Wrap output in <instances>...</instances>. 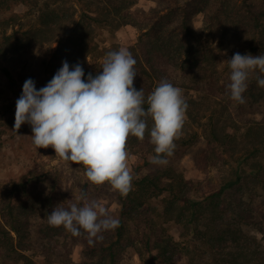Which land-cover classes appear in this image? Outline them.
Instances as JSON below:
<instances>
[{"label":"trees","instance_id":"16d2710c","mask_svg":"<svg viewBox=\"0 0 264 264\" xmlns=\"http://www.w3.org/2000/svg\"><path fill=\"white\" fill-rule=\"evenodd\" d=\"M70 1L80 7L78 17L73 5L53 8L47 3L40 12L38 26L19 31L21 34L15 32L18 43L14 46L0 47V72L13 83L15 91L20 93L24 84L15 80L11 66L17 55L24 53L21 47L58 42L53 58L44 61L50 78L67 61L70 70L77 63L83 67L86 81L89 73L95 76L102 72L107 52L119 50L115 44L102 47L96 39V28L116 30L133 25L141 32L137 43L129 49L137 60L134 87L142 88L147 97L159 82L167 80L182 89L188 104L187 120L166 165L150 163L155 146L148 131L142 141L128 137L126 150L144 160L142 167L154 170L146 175L132 173V190L117 199L121 207L120 226L113 230L109 240L99 239L90 246L88 234L81 232L79 237L86 244L82 264H121L128 247V224L143 217L152 202L160 198L163 210L158 215L166 222L186 227L190 233L197 230V222L208 217L215 220L214 235L219 240L236 231L226 216L236 223L244 220L245 226L255 223L263 215L264 206V88L257 84L259 73H253L243 93L246 102L238 104L231 100L227 60L237 52L264 55V0H148L155 3L149 10L137 7L140 0ZM198 16L203 17L201 30L194 25ZM17 18L13 15L0 23L15 24ZM8 53L12 56L9 59ZM153 123L149 118V129ZM194 128L201 129L202 134ZM2 135L0 132V153L6 143ZM200 136L208 144L198 165L202 169L220 164L229 168L228 174L220 178L219 188L205 196H200L201 182L188 180L179 167L181 159L200 142ZM47 181L40 176H28L1 193L0 264H39L32 253L38 246L33 238V220H47L53 210L49 204L57 200L52 193H45ZM42 200L50 206L45 213L37 208ZM260 230L264 235L263 226ZM151 239L145 242L150 263H173L175 255L171 248L178 244L165 239L164 234L154 242ZM43 247L42 253L51 258L48 245ZM204 249L213 258V264L225 261L211 245Z\"/></svg>","mask_w":264,"mask_h":264},{"label":"rangeland","instance_id":"374dc122","mask_svg":"<svg viewBox=\"0 0 264 264\" xmlns=\"http://www.w3.org/2000/svg\"><path fill=\"white\" fill-rule=\"evenodd\" d=\"M47 3L53 8H66L68 5H73L77 9V17L82 12L76 2L70 1L69 3V0H0V21L13 15L18 16L15 24L11 21L0 23V47L14 46L18 43L17 35L14 36L15 32L38 26L40 12ZM153 6H155L154 2L140 0L137 7L149 10ZM194 25L197 30H201L203 17L198 16ZM20 32L17 34H21ZM140 34L141 32L133 25L116 30L107 27L96 28V39L102 47L115 44L118 48L125 47L129 50L137 43ZM58 47V42L33 44L27 49L21 47L24 53L17 55L15 61L11 62L15 80L22 83L30 78L39 88L46 86L52 78L45 68L44 61L49 62ZM7 57L11 58V53H8ZM21 94L22 90L20 93L15 91L13 83L4 78L0 72V132L6 140L0 153V195L2 192L11 190L16 182L25 177L40 176L48 180L44 188L45 193H52L57 199L49 204L53 210L57 207L68 208L84 192L89 200H96L111 217L119 220L121 207L117 201L120 195L118 191L108 183L94 185L89 182L82 164L62 160L56 156L51 146L37 149L32 141V129L29 124H23L18 130L14 129L16 101ZM186 120L185 115V122ZM194 131L202 134L201 129L194 128ZM207 144V139L200 136V142L192 147L179 162V167L188 180L201 182L198 185L200 196L217 190L220 178L227 175L229 170L228 166L221 164L208 169H202L198 165L202 153L207 149ZM127 152L131 174L138 171L139 175H146L154 170V167H142L144 160L133 151ZM49 205L42 200L37 208L45 213L50 208ZM162 210V198L154 200L143 217L134 219L128 224L129 230L126 235L128 247L121 264H151L145 242L148 238H152L154 242L160 234H164L165 239H172L178 244L171 248L175 257L173 263L170 264H213V258L204 249L207 244L215 248L221 259L225 260L222 264L228 263L227 261L229 264H264V235L260 230L261 226L264 227V206L263 215L260 214L255 219L256 222L248 226L244 225V220L240 219V222L236 223L230 216H226L227 220L232 221L236 231L226 235L223 240H219L214 235L215 220L208 219L209 217L197 222V230L195 233H190V230L182 225L166 222L158 215ZM33 225V238L38 246L32 253L35 254V259L39 264L83 263L86 244L81 237L73 236L63 226H49L46 219L33 220ZM81 232L84 231L81 230ZM112 234L113 230H107L99 235L106 241ZM45 243L52 256L49 259L42 253ZM156 252L157 250L154 251ZM61 259H64V262L60 261Z\"/></svg>","mask_w":264,"mask_h":264},{"label":"clouds","instance_id":"9594fccd","mask_svg":"<svg viewBox=\"0 0 264 264\" xmlns=\"http://www.w3.org/2000/svg\"><path fill=\"white\" fill-rule=\"evenodd\" d=\"M227 62L230 99L244 104L243 93L253 73H259L256 81L264 88V55L237 52ZM136 63L132 53L121 47L107 52L102 72L95 76L89 73L86 81L83 67L77 63L70 70L67 61L39 90L27 79L16 101L14 129L29 124L37 149L51 146L62 160L82 164L89 182L108 183L126 197L133 187L128 137L142 141L148 131L155 146L150 163L166 165L167 157L174 154L188 108L182 89L167 80L145 97L142 88L134 87ZM149 118L154 122L150 129ZM47 221L51 227L63 226L73 236L83 230L90 246L102 239L100 233L120 226L119 220L84 192L68 208H54Z\"/></svg>","mask_w":264,"mask_h":264}]
</instances>
